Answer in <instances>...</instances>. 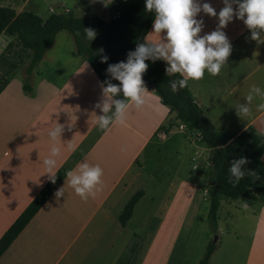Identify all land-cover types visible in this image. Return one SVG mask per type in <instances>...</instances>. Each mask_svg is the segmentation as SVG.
<instances>
[{"label":"crops","instance_id":"1","mask_svg":"<svg viewBox=\"0 0 264 264\" xmlns=\"http://www.w3.org/2000/svg\"><path fill=\"white\" fill-rule=\"evenodd\" d=\"M134 1L0 0V6L9 7L16 13L28 11L41 19L64 10L75 16L106 19L116 16L120 9ZM199 2L210 3L217 14L224 6L223 0ZM197 19L204 22L201 36L218 26L216 17L203 12L198 14ZM152 22L144 40L145 37L155 39V34H151ZM222 31L232 45L227 63L219 75L212 76L205 71L203 79L190 80L188 89L216 130L236 135L251 126L264 134V111L257 110V105L264 100L259 97L253 100L249 116H238L236 112L237 105L245 103L252 85L264 89V43L253 41L243 20L236 17ZM72 52L71 34L58 31L45 48L36 66L37 72L31 75V92H23L22 76L13 79L15 73L7 76V83L0 90V236L49 179L48 174H43L45 168L42 162L53 144L48 132L56 123L64 125L61 140L56 142L61 145L57 169L67 166L68 171L74 170L82 162L98 164L103 169L101 190L87 200L81 199L69 185L65 174L0 254V264H114L134 232L130 230L124 245L121 243L123 246L117 247L110 255L109 250L115 243L109 246V239L103 249L91 250L87 247L89 241L92 246L96 238L99 217L101 221L109 220V210H103V207L110 200V207H116L124 199L121 197L128 186L133 184L135 191H142L134 205L145 200L147 195L140 188V183L143 184L147 176L142 175L152 168L156 169L154 173L159 170L164 159L162 154L167 149L165 144H170L169 141L176 135L197 150L189 157L191 164L195 159H202L204 153L209 155V149L203 142L197 139L194 143L184 135L181 124L174 118V111H169L168 106L147 86L149 93L141 108L130 104L123 123L114 121L107 129H100L95 115L101 112L95 106L103 99L102 85L85 59ZM169 116L178 126L166 125ZM260 160L264 163V150ZM202 178L203 171L199 179L200 187ZM61 188L64 194L57 197L56 193ZM221 198L224 197L218 198L217 208ZM236 199L240 208L251 210L255 224L249 233L231 232L232 242L218 250L217 262L213 261L217 252L213 247L209 263L264 264V205L256 200ZM115 217L117 220V216L113 220ZM127 220L123 226L117 220L118 230L125 228ZM107 229L105 227V231ZM240 241L242 244L239 247ZM129 262L127 264H131Z\"/></svg>","mask_w":264,"mask_h":264},{"label":"trees","instance_id":"2","mask_svg":"<svg viewBox=\"0 0 264 264\" xmlns=\"http://www.w3.org/2000/svg\"><path fill=\"white\" fill-rule=\"evenodd\" d=\"M153 19L154 14L145 11V0L131 2L120 9L116 16L106 19L97 16H75L68 10L50 13L45 19H41L28 11L16 13L9 7L0 6V34L10 39L7 46L0 51V90L7 83V76L12 70L26 59L21 88L23 92L30 93L31 75L37 72L36 66L45 48L60 30L71 34L72 53L85 59L101 85L106 80L118 84L119 82L111 79L107 73L108 65L126 61L127 53L134 51L138 43L144 42V35ZM85 28L96 30L95 39L87 41ZM104 55L108 60L102 63L101 58ZM145 62L148 64V69L143 74L145 86L152 88L159 99L168 106L169 111H174V118L182 125L184 134L197 138L209 149L206 194L207 218L210 225L215 228L219 197L256 200L264 205V163L260 160L264 150V134L251 126L245 127L236 135L216 130L203 115L201 106L192 97L188 86L177 92L171 91L170 82L179 79L178 74L167 75L165 72L167 65L162 60ZM241 157H247L250 163L245 165V168L254 170L259 179L246 175L233 186L229 182V162ZM67 171V166L59 167L55 182L48 179L1 234L0 254L51 194ZM141 195L142 191L136 190L122 207L117 216L121 226L130 217L133 205ZM213 247L214 244L209 243L196 264H210L208 258ZM128 258V255L123 256L117 259L115 264H127Z\"/></svg>","mask_w":264,"mask_h":264},{"label":"clouds","instance_id":"3","mask_svg":"<svg viewBox=\"0 0 264 264\" xmlns=\"http://www.w3.org/2000/svg\"><path fill=\"white\" fill-rule=\"evenodd\" d=\"M223 7L217 14L216 9L208 2L199 0H145V11L154 14L151 34L155 39L145 37L144 42L138 43L134 51L127 53L126 61L109 64L107 73L118 81L113 84L111 80L102 82L101 102L95 107L101 114L96 116V124L100 129H107L114 121L123 123L130 104L141 108L146 100L148 90L143 80V74L148 69L145 61L162 60L166 63L167 75H179V79L170 82L172 92H177L188 86L190 80L199 81L204 78L205 71L212 76L219 75L227 63L232 51V45L223 28L234 17L243 20L251 32V39L264 43V0H223ZM233 5H236L234 8ZM205 13L218 19L215 30L200 35L204 27L202 19H197L199 13ZM163 33V35H162ZM87 41L95 39V29L85 28ZM10 39L0 37L4 47ZM2 50V49H0ZM108 57L102 56L101 62H107ZM123 97L117 98V97ZM257 97L264 100V89L252 85L245 97V103L237 105L238 116L251 115V105ZM257 110L264 111V103L257 105ZM64 125L56 123L50 129L48 136L53 141L48 156L43 160L45 172L54 183L56 179L57 158L61 154V140ZM250 161L247 157L233 159L229 162V182L235 186L245 176H259L254 170H247L245 165ZM103 169L87 162L79 163L77 168L66 173L69 185L81 199L87 200L101 190ZM63 188L57 191L56 196H62Z\"/></svg>","mask_w":264,"mask_h":264},{"label":"rangeland","instance_id":"4","mask_svg":"<svg viewBox=\"0 0 264 264\" xmlns=\"http://www.w3.org/2000/svg\"><path fill=\"white\" fill-rule=\"evenodd\" d=\"M26 63L25 59L12 70L11 73L16 74L13 79H20L19 76L24 75ZM166 125L178 126L172 116H169ZM184 135L194 143L198 141L188 134ZM171 140L170 144H165L167 149L162 154L164 159L160 162L159 170L154 173L156 169L152 168L149 173H143L142 176L147 177L143 184L140 183V188L144 189L147 197L134 205L125 228L118 230L119 224L116 217L114 220L113 217L118 216L123 202H127L128 197L134 193L135 184L128 186L121 197L124 199L116 207H110L111 200L103 207V210H109V220L101 221L99 217L96 238L93 239V245L90 246L89 241L87 247L91 250L103 249L109 239V246L115 243L109 250L110 255L117 247L124 245L126 235L131 230L134 233L126 241L117 259L128 255L131 264H196L209 243H213L217 249L213 257V261L217 262L218 250L228 247L232 242L231 232L249 233L255 224L253 214L250 209L240 208L237 199L221 198L215 214V228L210 225L206 194L209 155L204 153L202 159H195L191 164L189 157L196 154L197 150L189 147L177 135ZM202 171L203 184L200 187ZM105 227H108L107 231ZM241 244L242 241L239 247ZM150 245L152 248L147 250Z\"/></svg>","mask_w":264,"mask_h":264},{"label":"built area","instance_id":"5","mask_svg":"<svg viewBox=\"0 0 264 264\" xmlns=\"http://www.w3.org/2000/svg\"><path fill=\"white\" fill-rule=\"evenodd\" d=\"M182 126V125H181Z\"/></svg>","mask_w":264,"mask_h":264}]
</instances>
